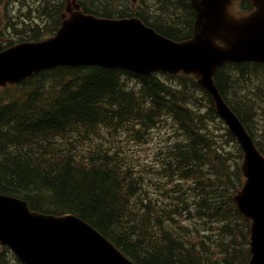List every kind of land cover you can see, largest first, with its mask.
<instances>
[{
  "label": "trees",
  "instance_id": "16d2710c",
  "mask_svg": "<svg viewBox=\"0 0 264 264\" xmlns=\"http://www.w3.org/2000/svg\"><path fill=\"white\" fill-rule=\"evenodd\" d=\"M46 1L48 33L20 31L19 42L56 32L64 0ZM80 1L97 16H127L124 5L112 8L115 0L99 6ZM150 26L176 41L189 39L193 29L192 23L179 35ZM259 65L228 64L216 76L252 135L254 115H264V95L258 96V109L251 104L254 80L264 79ZM168 122L173 141L148 173L119 143L151 140L153 130ZM256 144L264 154V133ZM241 160L236 139L193 76L59 67L17 85L7 102H0V193L22 198L42 213L82 218L138 264H248L250 221L233 201L243 183ZM150 173L157 179H148ZM182 217L183 229L176 223ZM191 222L198 226L191 228ZM2 249L0 264H21Z\"/></svg>",
  "mask_w": 264,
  "mask_h": 264
},
{
  "label": "water",
  "instance_id": "95a60500",
  "mask_svg": "<svg viewBox=\"0 0 264 264\" xmlns=\"http://www.w3.org/2000/svg\"><path fill=\"white\" fill-rule=\"evenodd\" d=\"M192 1L198 10L195 35L181 43L138 19L102 20L85 15L77 5L55 37L0 53V86L58 66L120 68L145 75L194 74L244 151L242 170L247 181L234 201L252 220L250 264H264V157L215 82L218 68L227 63H264V0H251L256 10L242 18L229 12L233 0ZM0 242L24 264H136L81 218L31 211L27 202L1 195Z\"/></svg>",
  "mask_w": 264,
  "mask_h": 264
},
{
  "label": "rangeland",
  "instance_id": "374dc122",
  "mask_svg": "<svg viewBox=\"0 0 264 264\" xmlns=\"http://www.w3.org/2000/svg\"><path fill=\"white\" fill-rule=\"evenodd\" d=\"M130 4H137L136 3V0H128ZM138 1V0H137ZM148 1L149 3V7H148V11L147 13H149L150 11H153L154 12V7L155 5L157 4L156 0H146ZM95 3L98 2V0H94ZM155 3V5H154ZM112 7L113 8H116L115 6V3L112 4ZM65 10V9H64ZM63 10V11H64ZM157 10V9H156ZM0 11H3V9H0ZM4 12H7V11H4ZM234 14H239L235 11H233ZM155 13V12H154ZM159 13H161L162 15L165 13V14H168V11H159ZM9 17V16H8ZM8 17H3L0 21V33L3 32L2 30V22L4 19L8 18ZM6 92V89L2 92H0V97H3V94ZM256 103V102H255ZM257 104V103H256ZM258 119V118H257ZM260 125L261 127L263 128V131H264V115H263V112L260 113ZM257 128L260 132V128L257 124ZM172 134V128H171V125L170 123H166L164 126H162L160 129L158 130H155V132L152 134L151 136V140L148 142V141H139V142H136V143H131L128 139V141H122L120 144H123V146L128 149V152H130L131 154L135 155L136 157H138L141 162L143 163V165L147 166L150 171L153 169V168H156L159 166L158 165V157H159V153L162 152L163 150H165L166 147H169L168 145V142L170 141L169 137ZM156 161H157V166H156ZM155 176L154 174L150 173L149 176ZM154 180L157 179V177H152ZM186 218L185 217H182L180 218V220L176 221L177 223V226L181 229L185 228L184 225L186 223ZM191 228H195V226H198L196 222H191L189 224ZM189 240H194L195 236L193 235V232L192 231H189ZM211 245V243H210ZM210 250H212L210 248ZM216 252H218L217 250H215ZM219 253V252H218Z\"/></svg>",
  "mask_w": 264,
  "mask_h": 264
},
{
  "label": "flooded vegetation",
  "instance_id": "af4514ba",
  "mask_svg": "<svg viewBox=\"0 0 264 264\" xmlns=\"http://www.w3.org/2000/svg\"><path fill=\"white\" fill-rule=\"evenodd\" d=\"M187 7V10L185 12V15L179 19L178 24H176L175 22L171 23V22H163L160 23V26H163L169 30H179V31H184L188 29V26L192 23V19H193V7L191 6V3L189 2V0L185 3ZM138 4H136L135 6H137ZM181 4H178V7L182 8V6H179ZM185 8V7H183ZM237 9V7H236ZM237 11H242L241 9H237ZM132 14H136L138 15L145 23L147 21L153 22V19L150 15L148 14H144V11H133Z\"/></svg>",
  "mask_w": 264,
  "mask_h": 264
},
{
  "label": "bare ground",
  "instance_id": "6f19581e",
  "mask_svg": "<svg viewBox=\"0 0 264 264\" xmlns=\"http://www.w3.org/2000/svg\"><path fill=\"white\" fill-rule=\"evenodd\" d=\"M256 64V63H255ZM259 65V64H258ZM259 67H261L260 65H259ZM264 67V66H263ZM254 68H255V66H254ZM260 69V68H259ZM261 70V69H260ZM263 70V69H262ZM258 71V70H257ZM261 72V71H260ZM260 74V73H259ZM184 115V114H183ZM185 117H187V115L185 116ZM190 118V117H189ZM183 119V118H182ZM189 121V120H188ZM182 122H184V121H182ZM184 128V127H183ZM37 131V130H36ZM92 171H93V169H92ZM96 171V170H95ZM97 174V173H96ZM100 174V173H99ZM105 177V176H104ZM109 179V178H108ZM171 233V232H170ZM172 233H173V231H172ZM175 233L176 232H174L173 234L175 235ZM177 234V233H176ZM170 236V235H169ZM171 237V236H170ZM174 237V236H173ZM169 238V237H168ZM176 238V237H175ZM166 240V239H165ZM164 240V241H165ZM168 240V239H167Z\"/></svg>",
  "mask_w": 264,
  "mask_h": 264
}]
</instances>
